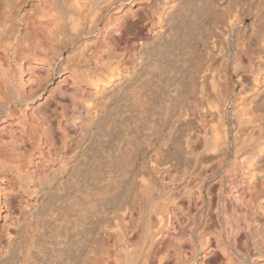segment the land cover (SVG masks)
Listing matches in <instances>:
<instances>
[{
	"label": "bare ground",
	"instance_id": "obj_1",
	"mask_svg": "<svg viewBox=\"0 0 264 264\" xmlns=\"http://www.w3.org/2000/svg\"><path fill=\"white\" fill-rule=\"evenodd\" d=\"M262 9L261 0H0V73L11 96L0 108L34 104L50 87L47 97L58 93L55 106L69 109L33 106L36 142L26 129L24 150L10 154L9 192L33 208L1 264H167L158 245L184 209L179 186L188 214L198 211V235L217 247L226 242L218 223L233 249L241 229L256 232L264 64L249 83L244 72L252 39L264 50Z\"/></svg>",
	"mask_w": 264,
	"mask_h": 264
},
{
	"label": "rangeland",
	"instance_id": "obj_2",
	"mask_svg": "<svg viewBox=\"0 0 264 264\" xmlns=\"http://www.w3.org/2000/svg\"><path fill=\"white\" fill-rule=\"evenodd\" d=\"M261 3L263 4L264 0H261ZM28 7L29 6H27V8ZM259 14H260L259 17L264 18V9H262L259 12ZM263 20L264 19L259 21V24H260L258 25L259 29L261 27L264 28ZM252 43L253 44L251 47L250 61H248V63L246 61V64L252 65V67L251 66H250L251 68L247 67L248 70L244 72L246 81H248L254 76V73L256 72V70H258L259 65L261 66L264 64V50L262 49L261 46L255 44L254 38L252 39ZM7 62H8V59H4L5 66H8L7 67L9 68L8 72L10 73L11 67L8 65ZM37 69L38 67L35 68V70ZM36 75L38 74L36 73L35 75L31 76V84H35L37 82L35 78ZM2 77L3 75L0 73V99L10 100L11 96L9 94V90L7 87V83H6L7 80H5V78H2ZM250 81H248V83ZM38 90H39L38 97L34 104L30 103L29 105H26V104L14 105L11 109H8L7 107L4 109L0 108V198L4 193L7 194L9 192V189H8L9 187L7 184L9 182V175H10V172H9L10 168L8 167L9 166L8 160H10L9 158L10 154L14 153V151H16L17 153L19 151L24 150V144L26 142L24 139L25 137L24 134L26 132L25 131L26 129L33 130V133H32L33 140L32 141L34 144L36 142L37 133L34 130L36 128V121H38V117L40 116L41 113L34 112L33 111L34 107L39 104L43 108L41 109V111L43 112L45 111L48 114L54 112L53 114H55L56 116H60L62 114L61 113L62 111H65V110L66 112L69 111V109L67 110V107H64V110H62L63 106H61V103H58L55 106V100L58 99V93L55 92L53 95L47 97L50 91V87H46L44 90H40V89ZM55 115L51 118L52 120L55 119L54 118L56 117ZM172 177L175 178V181H174L175 184H173L172 187H175L176 184L180 183L178 180L179 176L174 174ZM194 183L195 182H193L192 185ZM8 194L10 196L9 200L12 205L11 216H9L6 219L5 218V214H6L5 208L6 207L3 204H1L0 206V208H2L0 209V257H3V258H6L7 255L11 253L13 238L16 234V231L21 226V222L24 219L25 213L30 211L33 208V203L28 204L23 198L19 197L18 192L16 193V192L10 191ZM175 194L178 196V201L180 205L184 207V209L178 210V215H177L178 219L174 220L173 226H171L168 235H165L161 239L160 244L158 245L159 248L165 251V260L167 264H264V217L263 216L258 217L259 220H257V223H260L259 225L257 224L255 225L253 223L254 224L253 226L255 227L254 231L256 232L253 233V229H249V228H244L240 230V233L238 235V238L240 240L238 239L235 241V245L237 246L236 249H233L234 241L231 240L233 236L228 237L229 234H227V237H226L225 225L222 224L224 226L223 227L221 223L220 224L218 223L216 228L219 229V231L221 230L220 231L221 238L225 239V240H222V242L223 241H226V242H223L221 244L218 243V247H217L216 244L214 243L215 236H212L208 232L201 236L198 235V229H196L197 227L195 228V225L192 224L194 221L193 218H195V221H199L200 219L198 216V211L197 212L195 211L194 213L195 215L188 214V211L191 210L192 207H190V209L185 208V206L187 205V200H186L187 196L183 194L181 190V186H179L175 190ZM83 204L85 206L87 202L83 201ZM86 206L89 207L91 205L88 204ZM136 206L141 207V209L143 206L144 209L142 210L144 212L145 206H146V199H145V202L143 200V203H141L140 205H136ZM135 210L138 211V209H134L133 218L128 219L127 221V223H129L128 225L130 226L132 225L134 227V231L131 237L134 243L137 241L139 233L142 231V221H139L137 219V211L135 212ZM74 212L72 216L73 215L75 216ZM67 214H69V211L65 215ZM70 215L71 214H69V216L67 215L66 217L70 218ZM62 216H59L58 218L59 220H56L57 223L63 218L67 220L65 216L63 218ZM212 217L214 218L215 216L212 215ZM73 219L75 220V217L71 218V220L70 219L67 220V222L69 221L71 222ZM77 221L79 220H76L74 222L76 223ZM50 223L52 224L53 222L51 221ZM79 223L81 222L79 221ZM43 224L45 225L48 224V226L49 225L51 226L49 222L48 223L43 222ZM66 224L68 223H65V222L63 223L64 226ZM48 226H45V228H43L44 226L42 227V229L45 231H42L41 229V231L44 232L45 235L47 233L51 234V232L49 231L51 230V227L49 228V230H47ZM260 228H262L263 231ZM30 229L32 230V227ZM66 230L69 232V229L66 228ZM66 230L64 231V234L65 232H67ZM29 231L30 230H28V233ZM260 231L262 232L260 233ZM235 233H237V231H235ZM64 234L63 236H67L70 234V232L69 234L68 233H66V235ZM57 237L59 238V236ZM25 240L27 239L25 238ZM23 242H24V238H23ZM224 257L226 258L224 259Z\"/></svg>",
	"mask_w": 264,
	"mask_h": 264
}]
</instances>
